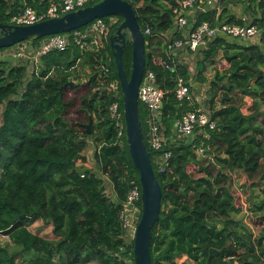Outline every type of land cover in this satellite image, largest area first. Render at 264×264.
Listing matches in <instances>:
<instances>
[{
  "label": "trees",
  "instance_id": "16d2710c",
  "mask_svg": "<svg viewBox=\"0 0 264 264\" xmlns=\"http://www.w3.org/2000/svg\"><path fill=\"white\" fill-rule=\"evenodd\" d=\"M101 1L89 0L87 6ZM125 1L132 5L145 36V74L154 72L166 93L159 124L169 137L175 121L194 109L190 102L175 97L177 79L189 81V76L179 58L168 52L166 37L173 32V40L180 38L173 31L174 9L180 0ZM40 2L0 0V24H10L26 7L45 11L47 5ZM237 5L243 6V17L232 7ZM217 7L201 13L197 25L204 21L255 25L261 34L253 44L217 38L198 51L200 73L206 65H228L215 70L210 85V113L216 129L205 130L189 143L168 141L170 167L160 172L153 163L160 153L149 146L150 111L139 104L144 138L163 194L160 218L152 229V264H177L182 257L194 264H264V0H218ZM116 18L110 38L123 22ZM110 38L98 52H83L72 42L66 51L44 56L29 80L25 65L0 59V236L19 249L17 253L0 247V264H18V255L23 264H125V256L133 253V244H125L122 238L120 216L128 191L140 185V175L126 137H119L109 116L114 101L109 85L112 80L120 84ZM83 62L91 74L86 83H77V68ZM164 62L174 69L167 70ZM124 63L130 77L129 37ZM78 89L86 91L74 112L77 118L70 122L69 112L76 104L66 97L69 90ZM120 97L123 109L121 87ZM247 98L253 104L244 113ZM90 119L88 135L84 125ZM88 140L97 148V170L78 165L86 160ZM201 147L206 151L199 156ZM236 174L246 177L250 192L246 200L231 187ZM105 178L112 196L107 194ZM242 201L257 221L255 215L249 223L236 217L243 211ZM39 220L53 227L55 239L30 231L29 226Z\"/></svg>",
  "mask_w": 264,
  "mask_h": 264
},
{
  "label": "built area",
  "instance_id": "2783aa9c",
  "mask_svg": "<svg viewBox=\"0 0 264 264\" xmlns=\"http://www.w3.org/2000/svg\"><path fill=\"white\" fill-rule=\"evenodd\" d=\"M89 0H41L40 4H46L45 11L39 12L32 7H26L23 12L14 16L10 24L16 26H27L51 19L57 16L77 11L85 8ZM218 0H180L174 9V30L180 34V38L172 40L168 45V52L179 58V52L196 54L200 49L206 48L209 42L217 38H226L233 41H252L260 37L261 30L258 26L238 25L220 23L212 25L204 21L197 25V17L192 14L196 9L201 13H207L211 9L218 8ZM116 17H110L108 21L97 19L87 26V29L76 30L71 33L52 35L40 39L38 43L26 41L15 45L11 53L7 54L11 59H16L27 65H36L42 58L52 52H64L73 42L83 52H98L102 50L110 38L111 28L118 23ZM151 31L146 30L149 35ZM8 57V58H10ZM4 59V58H0ZM167 70L174 68L164 62ZM106 72L108 70L106 69ZM109 92L113 96V103L109 109L110 119L115 123L119 132V137H126V125L124 109L120 103V84L112 80L109 85ZM176 99L179 102L193 103L192 84L184 77H179L174 90ZM166 93L156 82L154 72L144 75L139 89V104L146 106L150 111L149 123V146L160 156L154 159L153 163L157 170L165 172L170 167L172 152L167 150V140L163 134V128L158 122L163 109V102ZM216 122L212 119L211 113L203 108L188 110L177 119L173 125V133L176 136L187 140V143L196 139L198 134H203L205 130H215ZM208 138L207 134H204ZM183 140V141H184ZM208 150V149H207ZM206 149L201 147L197 153L201 156ZM80 164V161L78 162ZM245 202V201H243ZM121 224L123 228V240L125 244H133L137 225L140 221L141 209V185H134L127 193L122 204ZM243 208V206H242ZM6 237V236H5ZM41 237V236H40ZM126 251V250H124ZM125 264H134L133 253H128L124 258Z\"/></svg>",
  "mask_w": 264,
  "mask_h": 264
},
{
  "label": "water",
  "instance_id": "95a60500",
  "mask_svg": "<svg viewBox=\"0 0 264 264\" xmlns=\"http://www.w3.org/2000/svg\"><path fill=\"white\" fill-rule=\"evenodd\" d=\"M115 16L123 18V22L111 36L110 44L123 96L128 151L134 166L139 171L141 185L142 214L134 236V264H152L150 252L152 229L160 218L163 194L152 165L140 118L138 95L146 71V42L132 5L125 0H102L93 6L33 25L0 24V49L34 39L71 33L87 27L97 19ZM155 33H158L157 27ZM128 36L132 42L130 77L127 75L124 63V49ZM161 120L160 116L158 122ZM91 126L90 119L89 124L84 125L88 135L91 134ZM176 161L178 162V158Z\"/></svg>",
  "mask_w": 264,
  "mask_h": 264
},
{
  "label": "rangeland",
  "instance_id": "374dc122",
  "mask_svg": "<svg viewBox=\"0 0 264 264\" xmlns=\"http://www.w3.org/2000/svg\"><path fill=\"white\" fill-rule=\"evenodd\" d=\"M232 7L234 8V11L237 14V16H239V17H243L244 16L243 15V6L242 5H237V6H232ZM247 18H248V20L251 21L249 16ZM117 19L119 20V18H117ZM173 31H175V30H173ZM258 41H259V38H256V39H254L252 41H245V42L243 41V42H240V43L253 44V43H256ZM14 47L15 46L10 47V48L0 49V58H8V57H10L7 54L11 53L12 52L11 49H13ZM198 53L200 54V52H197L195 58L192 59L193 65H195V63L197 61V57H199ZM200 58H201V56H200ZM17 64L25 65L24 63H22L20 61H18ZM39 65H41V62L36 64V65H31V64L27 65L28 76H27L26 80H29V77L32 74L33 70H35V68L38 67ZM227 67H228V65L226 63L218 62L215 65V68H213L212 70H214V71L218 70V69L219 70H224ZM77 69L79 70L78 73H77V76H78V78H80L78 81L79 82H82L83 80L88 81L89 77H90V74H91V69L88 67V65L85 62L80 63V66ZM85 91H86L85 89L69 90L68 91V95H67L66 99L69 102H75V104H76L75 107L70 109L69 117H68V120L70 122H73L77 118V116H76V114L74 112H76L80 108V98L85 93ZM210 94H211V90H207L206 93H205V96H204V101H205L204 103H206L205 110L209 111V112H210V98H211ZM218 98H220V94H219ZM217 103H221V102H217ZM236 103L241 104L240 98H236ZM252 104H253L252 99H250V98L245 99V105H243L244 113H248L249 112L248 108H249V106H252ZM217 107H219V106H217ZM261 112H264V103L261 106ZM88 124H89V122L85 121V125H88ZM89 146L91 148L89 153H88V158L90 159L89 166L92 167L93 170H95V169L97 170L96 164H95V160H94V153L96 152L97 148H96V145L93 142L90 143ZM199 156H200V154H199ZM197 157H198V155H197ZM198 159H199V157H198ZM200 159L202 160V157ZM81 167H83V166H81ZM105 181H106V184H107V194L109 196H112L113 195L112 186H111V184H109V182H108V180L106 178H105ZM231 187H232V189L235 192L236 191H241L243 193V196H244L245 200L250 197L249 189L246 186V177L243 174H236L235 175V178H233ZM256 194L260 195V191L258 189H256ZM241 203H242V206H243V211H241L236 217L238 219L244 220V222H248L249 223V222H251L250 221L251 215L254 216L255 214H253L252 212H250L247 209L245 202L242 201ZM254 218H255V221L258 220L257 215H255ZM29 229L34 234H36L38 236H41V237H43L45 239H49V240L55 239L54 236H53V233H52L53 227L51 225H49L48 223L43 222L41 220L36 222V223H34V224H32L31 226H29ZM0 247L8 248V249H10V251H13V252L15 251L17 253L19 251V249L15 246V244L12 242V240L9 239L8 237H5V236H0ZM32 253L33 252L29 253V255H31ZM17 259H18V261H17L18 264H23L24 263V259L20 255H18ZM90 264H100V263L97 262V261H94V262H92ZM184 264H194V263L192 261H189V260L187 261L186 260Z\"/></svg>",
  "mask_w": 264,
  "mask_h": 264
},
{
  "label": "crops",
  "instance_id": "0c3cea01",
  "mask_svg": "<svg viewBox=\"0 0 264 264\" xmlns=\"http://www.w3.org/2000/svg\"><path fill=\"white\" fill-rule=\"evenodd\" d=\"M193 17L199 16V11L196 9L194 13L192 14ZM173 32H170L166 35L169 44L173 40L172 36ZM199 54V53H198ZM179 60H180V66L187 71V75L189 76V82L192 84V92H193V103L192 107L195 109L203 108L205 109L206 103H204V96L207 90H210V85L211 81L213 78V75H215V71L212 70L215 68V66H208L203 69L204 71L200 73V66H199V61H201L200 54L199 57H197V61L195 65H193L192 59L195 58L196 54L192 53H185V52H179L178 55ZM212 67V68H211ZM186 81L188 79L185 78ZM86 80H83L82 82L77 81V83H86ZM210 98V97H209ZM165 130V129H164ZM167 141H173V142H182L184 139L176 136L175 133H171L169 137L165 136ZM184 142L187 143V140H184ZM92 143V140H88V147L84 151V157H86V160H80V164L78 163L79 166H83L87 169H92V167L89 166L90 159L88 158V153L90 151V146L89 144ZM96 170V169H95ZM40 221V220H39ZM38 222V221H37ZM36 235V234H35ZM188 261L187 257H182L176 260L177 264H184L185 261ZM190 261V260H189Z\"/></svg>",
  "mask_w": 264,
  "mask_h": 264
}]
</instances>
